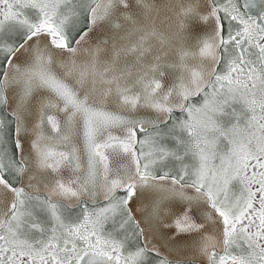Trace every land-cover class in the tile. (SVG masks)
Segmentation results:
<instances>
[{"label": "snow or ice", "instance_id": "snow-or-ice-1", "mask_svg": "<svg viewBox=\"0 0 264 264\" xmlns=\"http://www.w3.org/2000/svg\"><path fill=\"white\" fill-rule=\"evenodd\" d=\"M0 264H264V0H0Z\"/></svg>", "mask_w": 264, "mask_h": 264}]
</instances>
